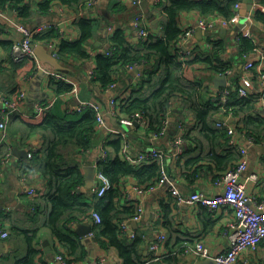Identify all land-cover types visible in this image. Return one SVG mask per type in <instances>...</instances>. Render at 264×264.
Listing matches in <instances>:
<instances>
[{
    "label": "crops",
    "instance_id": "crops-1",
    "mask_svg": "<svg viewBox=\"0 0 264 264\" xmlns=\"http://www.w3.org/2000/svg\"><path fill=\"white\" fill-rule=\"evenodd\" d=\"M144 1L147 2L145 8L135 6L129 0H97V5L93 8L85 5L79 10L55 2L45 12L40 7L45 0H24L19 6L28 8V16L22 15L19 6L0 7V113L4 108V104L3 107L1 105L3 98L16 100L21 93L26 94L20 106L21 113L14 115L7 122L5 129L0 127V150L8 153L7 159L0 168V229L9 232L8 239H0V242H3L0 246V264H15L17 259L27 255L26 239L22 235L15 236L18 228L29 231V234L37 231L38 238L35 239V244L43 253L40 258L49 264H61L57 256L68 252L53 231L44 226V219L52 208L45 197L49 192V186L46 178L39 172L38 164L32 158L38 153L39 157H43L40 152L47 147L50 136L40 131H32L30 123H39L44 117L45 114L38 116L36 113V107L40 104L47 106V113L65 119H74L88 110H78L85 101H92L103 108L105 125L103 127L97 125L91 149L80 154H76L73 148L63 149L69 162L82 170L84 179H86L84 170L86 167H95L97 172L102 171L99 163L108 159L109 155L112 161L117 158L124 160L122 152L119 154L110 143L118 136H122L123 148L128 145L133 155L151 147L168 154L165 158L169 177L167 183L158 186L154 191H147L135 178L127 177L117 192L120 205L132 206L133 209L141 206L144 209L142 219L131 221L129 229L124 230L118 222L121 230L126 233L125 238L130 242L136 236L145 239L144 264H200L205 259H200L192 251H188L189 247L192 248L199 241L205 244L213 257L229 249L228 223L235 219L234 210L223 207L211 211L201 204H178L171 183L173 182L185 197L194 192H204L210 196L221 193L223 188L216 186L214 182L215 176L219 173L217 163L220 166L224 163L212 157L228 153L231 146L224 144L221 140L214 145L211 140L206 139L195 113L189 108L187 101L180 98L174 100L167 113L169 125L166 135L159 136L150 132L148 121L142 117L138 127L127 129L121 119L109 113L113 93L94 83V77L92 79L89 77L90 73L96 69L97 54L113 46L111 39L118 27H124L127 30L133 43L139 41L134 20L141 12L145 14L149 36L159 38L164 35V29L160 26L161 12L170 0H162L160 8L156 6V0ZM239 3H241L240 17L227 28L202 29L198 23L213 14L204 15L197 10L182 11L179 15L181 36L187 31H192V35L183 43L180 36L177 43L173 44L172 50L175 51L178 61L183 64V79L190 84L200 86L197 99L201 103L208 102L211 97L225 89H216L215 79L219 75H226L228 87L238 90L246 76L245 56L255 59L257 61V68L254 70L256 76L253 78L255 92L249 98H255L257 102L252 114L264 120V83L257 74L264 70V21L256 18L258 11L264 14V0H253V8L249 16L243 14L242 6L245 0H239ZM78 18H98L100 21V27L92 40V49H89L88 57L74 55L56 57L54 53H58L59 39L50 43L34 42L35 46L40 44L49 48V52L63 66L61 70L57 71L44 65L37 56L22 62L13 59L10 47L23 37L17 27L18 24L32 30L43 27L42 32L55 28L59 31L61 38L74 41L80 37V33L73 26ZM242 35L252 39L255 44V49L244 57L241 56L239 47ZM179 43L182 44L183 51L180 55L176 52V46ZM138 68L141 70L140 66ZM223 68L226 71L220 73ZM134 69L129 68L120 75L117 83L118 94L128 95L133 86L141 82V71L137 73ZM40 70H44L46 75ZM53 72L60 73L62 78L52 77ZM53 81L69 85L70 90L59 93L58 86ZM159 83L160 81L156 79L153 87H158ZM248 114L249 112H242L234 115L232 110L226 115L213 116L210 120L212 123L216 121V125L220 121H227L236 130L239 144L247 149V154L243 157L238 148H235L242 159L247 160V169L242 175V180L246 182L248 193L258 201H262L264 200V133L261 134L263 139L260 142H256L254 137L244 133L243 126ZM36 118L41 119L36 120ZM181 122L185 124L186 138L188 135L189 139H187L184 154L175 159L171 155L173 151L171 142L177 135ZM114 131L123 132L125 136ZM16 150L32 152V158L28 156L19 158L15 154ZM104 152H106V158L103 156ZM253 176L257 178L255 181H252ZM94 179V188H96V175ZM31 188L36 190L34 197L26 193ZM94 188L86 189L84 181V184L78 188V192L83 193L87 200L93 203ZM34 203L37 207L33 205ZM124 215L127 214L120 213L121 217ZM125 220L127 219L122 221ZM68 223L67 226L72 229L74 237L83 244V249L82 247L79 249L83 257L77 262L66 264H124L115 247L109 245L104 238L102 240L107 246L97 240L98 230L93 227L94 221L86 218L79 223H70V225ZM78 225L92 226L93 231L87 235H80L76 232ZM15 228L17 229L14 230ZM131 232L135 233L134 238L130 236ZM160 233L167 237L166 245L169 249L167 254L161 251L153 253L149 249L150 243ZM13 235L17 239H13ZM180 249H183L182 253L179 252ZM170 254L171 256L167 257ZM247 259L249 264H264V242L261 243L257 254L246 252L242 254L239 263L242 264Z\"/></svg>",
    "mask_w": 264,
    "mask_h": 264
},
{
    "label": "trees",
    "instance_id": "trees-1",
    "mask_svg": "<svg viewBox=\"0 0 264 264\" xmlns=\"http://www.w3.org/2000/svg\"><path fill=\"white\" fill-rule=\"evenodd\" d=\"M23 1L0 0V7L19 6ZM89 1L45 0L40 7L47 12L55 2H59L79 10ZM238 2L239 0H170L162 8L160 26L164 29V35L159 38L149 36L146 40L139 39L133 43L130 35L127 34V30L124 27H118L111 39L113 46L106 51L99 52L96 56L97 65L93 78L94 83L107 88L110 84L118 83L120 75L127 69L136 65L140 66L141 82L133 86L131 93L119 97L118 118L141 116L148 121L149 131L157 134L164 126L171 104L175 99L180 98L187 101L189 108L195 113L201 125L205 138L211 140L214 145L219 140L229 145V138L226 129L218 127L216 121L212 123L210 119L213 116L226 115L228 111L232 110L234 115L249 112L245 118L243 131L248 136L254 137L256 142H260L263 139L261 134L264 133V120L252 114L257 106L255 98L240 97L238 90L230 88L231 96L226 104H219L218 100H213L219 94H215L208 102L201 103L197 99L200 94V86L190 84L183 79V64L178 61L175 51L172 50L173 44L177 43L182 34L179 23V15L182 11L197 10L204 15L221 14L230 18ZM157 7L160 8V5ZM19 9H21L22 15L28 16L27 7L19 6ZM256 18L264 21V14L258 11ZM73 26L80 33V37L74 41L61 38L59 31L55 28L35 34L33 39L47 43L60 39L59 57L74 55L86 58L89 56V49H92V40L100 27V21L98 18H78ZM239 47L240 54L244 57L255 49V44L252 39L242 35L240 36ZM10 48L12 50L13 45ZM225 71L223 68L220 73ZM262 75L264 76V70ZM156 79L160 83L158 87L154 88L153 82ZM53 83L58 86L57 91L59 93L70 90V86L63 82L53 81ZM45 112L39 123H30L32 131H40L50 136L47 147L43 152H40L43 157H39V153L34 154L32 160L38 164L39 172L46 178L49 186V192L45 197L52 208L44 219V226L49 227L60 244L67 249L68 252L63 255L66 263L77 262L83 257V254L81 255L79 252L81 247L83 249V244L74 237L72 229L67 226V222H69L68 225L82 222L90 217L91 212L95 210L102 219L101 223L93 224V227L98 230L97 240L107 246L102 238L106 239L109 245L119 251L124 264H144L143 245H145V239L136 236L130 242L125 238L126 233L118 225V222L121 223L124 219L135 217L137 209H133L132 206L120 205L117 192L127 177L135 178L139 185L146 189L157 183L161 178L160 163L155 161L149 164L135 165L120 158L112 161L109 155L108 159L100 161L99 166L110 180L111 189L102 197H97L93 193V200L95 199V201L91 203L83 193L78 192V188L85 181L82 170L69 162V158L65 156L63 149L73 148L76 154L91 149L97 131L94 111L88 109L80 117L74 119H65ZM40 119L36 118V120ZM187 139H189L188 135ZM110 143L120 154L124 146L122 136H118L116 140ZM7 157L8 153L0 150V168ZM212 158L224 163L223 166L217 163L219 173L215 176L216 179L236 166L241 161L242 156L237 149L229 147L228 153L221 156L214 155ZM33 205L37 207L36 203ZM122 212L127 215L121 217L120 213ZM18 229L15 231V236L20 237L22 235L26 239L28 252L25 257L17 259L15 264H49L40 258L43 253L35 244V239L38 238L37 231L29 234V231ZM16 237L12 236L13 239H17ZM179 252L182 253L183 249H180ZM171 254L174 253L171 251ZM39 260H41L40 263Z\"/></svg>",
    "mask_w": 264,
    "mask_h": 264
},
{
    "label": "built area",
    "instance_id": "built-area-1",
    "mask_svg": "<svg viewBox=\"0 0 264 264\" xmlns=\"http://www.w3.org/2000/svg\"><path fill=\"white\" fill-rule=\"evenodd\" d=\"M133 5L141 7L144 0H129ZM162 0H156V6L160 5ZM97 5V0H90L87 3L88 7H94ZM240 8L241 3H237L234 7L233 14L230 18L224 17L219 14H213L211 17L202 19L198 26L202 29H213V28H227L233 24V22L240 17ZM262 8V7H261ZM134 25L138 34V38L142 40H146L149 36L150 32L148 30L146 17L143 12L138 14V16L134 20ZM18 29L21 31L23 37L21 40L15 42L12 48L13 59L18 62L26 61L29 59H33L35 54V42L33 37L35 34L42 32L43 27L40 29H29L25 25L18 24ZM192 35V31H187L184 35L181 36V43L185 42L189 36ZM182 44H177L176 52L178 54H182L181 50ZM55 56H58V53H54ZM108 54V53H107ZM246 57V63L244 66V70L246 76L243 78L242 86L239 87L238 93L240 97L249 98L254 94V83L253 78L256 76L254 70L257 68V61L255 59ZM139 65L131 67V69L138 68ZM230 73V72H228ZM258 77L264 83V76L262 72H258ZM52 77L62 78V75L57 72H53ZM95 73H90V79L94 77ZM109 92L113 93V96L110 100V115L118 118V103L120 95L117 93V83L110 84L107 87ZM231 96L230 88L226 87L222 90L215 101H219V104H226ZM26 97L25 93H21L16 100H11L8 98H3L2 102L4 104V108L0 113V127L5 129L7 126V122L11 120V118L21 113L20 106L23 103ZM47 106L44 104H40L36 107V113L38 116H42L46 111ZM84 109H91L94 111L96 116L97 125L99 127H103L105 125V112L103 108L94 103L92 101H85L78 108L79 111H83ZM141 116H136L133 118L123 117L118 118L121 119L122 123L125 125H133L134 121L141 122ZM144 121V120H143ZM169 122L167 117L164 121V126L162 130L156 135L164 136L166 135V131L168 128ZM218 127L225 128L227 131V135L229 138V146L238 148L242 156H246L247 149L243 148L236 137V130L232 125H230L227 121L218 122ZM114 133L122 134L125 136L123 132L114 131ZM172 144V157L175 159L180 158L184 152L186 151V128L185 124L181 122L179 124V131L177 135L171 142ZM123 158L126 161L131 163H135L136 165H142L151 162H159L161 165V178L157 183L151 185L147 188V191H154L158 186H161L169 181L168 173L165 167V158L167 157V153L164 151L151 147L144 151L137 153L136 155L131 154L129 151L128 145H126L122 149ZM33 153L29 152L28 157L32 158ZM104 158L107 157L106 152L103 153ZM247 169V160L242 159L236 166L232 167L230 170L225 172L220 177L216 178L214 184L216 186L222 187L223 190L221 193L210 196L205 194L204 192H194L190 196H183L175 184L171 183V188L174 194L177 197L178 204L189 203V204H201L207 207L211 211L219 210L223 207H230L234 210L235 219L232 222L228 223V232L227 238L229 242V249L218 255L211 256L209 249L205 246L203 242H197L192 248L189 247L188 251H192L196 256L200 259H210L213 258L217 264H240L239 259L242 254L245 252L248 254H257L259 252V248L261 243L264 242V200L258 201L252 195H250L246 188V182L242 180V175ZM252 177V181H255L257 178ZM96 188H94L93 193L97 195V197L104 196L108 190L111 189L110 180L104 175L102 171L96 172ZM35 188H31L26 191L28 196H35ZM144 213V209L141 206L137 208V214L135 217L131 219H127L120 223V226L127 230L129 229V225L131 221H139L142 219V215ZM90 219L94 221V223L99 224L102 222L101 216L95 210L91 212ZM132 238L135 237V233L131 232L130 235ZM9 232L7 230L0 229V239H8ZM167 237L165 234L160 233L157 237L150 243L149 249L154 252H162L163 254L168 253V249L166 246ZM58 261L61 264H66L65 258L63 255L57 256ZM249 260H244L242 264H249Z\"/></svg>",
    "mask_w": 264,
    "mask_h": 264
},
{
    "label": "water",
    "instance_id": "water-1",
    "mask_svg": "<svg viewBox=\"0 0 264 264\" xmlns=\"http://www.w3.org/2000/svg\"><path fill=\"white\" fill-rule=\"evenodd\" d=\"M253 0H245V3L243 4V14H245L246 16H249L252 8H253ZM147 5V2L144 1L142 3V7L145 8ZM35 54L36 56L43 62L44 65L49 66L51 69H55V70H61L63 68V66L59 63L58 59L53 56L50 52H49V48L45 47L43 45L37 44L36 48H35ZM137 73H139L141 70L139 68H135L134 69ZM42 71L43 74H45L44 70H40ZM46 75V74H45ZM44 75V76H45ZM216 82V89L219 90L221 88H226L228 87V79L226 75H219L216 77L215 79ZM3 107V103L1 104ZM139 121H134L133 126L132 125H125L127 129H133L134 127H138ZM16 156H18L19 158L21 157H27L28 156V152H18V150L15 151ZM85 173H86V179H85V188L88 190H91L95 187V175H96V168L95 167H86L85 169ZM79 191V190H78ZM93 231L92 226H87V225H78L76 232L80 235H87L89 233H91ZM0 242V246L2 245ZM1 252V250H0ZM202 263L204 264H217L215 260L213 259H205ZM200 263V264H202Z\"/></svg>",
    "mask_w": 264,
    "mask_h": 264
}]
</instances>
